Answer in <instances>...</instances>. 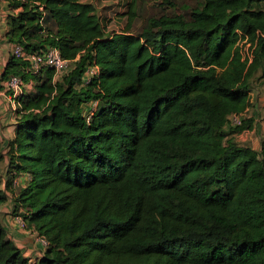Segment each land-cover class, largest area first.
<instances>
[{"label":"trees","instance_id":"1","mask_svg":"<svg viewBox=\"0 0 264 264\" xmlns=\"http://www.w3.org/2000/svg\"><path fill=\"white\" fill-rule=\"evenodd\" d=\"M138 1L109 31L93 0H8L13 47L73 63L60 78L13 51L6 64L25 88L0 148V264H264V139H238L264 0H195L136 29ZM9 199L48 242L36 258L3 223Z\"/></svg>","mask_w":264,"mask_h":264},{"label":"crops","instance_id":"2","mask_svg":"<svg viewBox=\"0 0 264 264\" xmlns=\"http://www.w3.org/2000/svg\"><path fill=\"white\" fill-rule=\"evenodd\" d=\"M11 12L8 0H0V148L3 152L6 151L9 142L15 137L17 122L13 109L14 100L11 97V92H8L6 89V80L3 77L6 64L13 51V44L6 36L8 15ZM250 88L251 92L249 96L251 102L245 113V117L252 118L254 124L251 129L242 132V136L240 137L239 135L238 139L242 140L243 143L258 148L261 140L264 139V76L256 80L255 84H251ZM242 137H244V140ZM4 162L6 164L7 158ZM23 180H29V175L25 174ZM1 187H5V183ZM11 209L12 202L9 199L1 208V217L4 220V225L17 245L22 247L20 245L22 243L24 249H28L31 257L36 258L41 254V245L37 244L33 235L21 232V228L11 215Z\"/></svg>","mask_w":264,"mask_h":264},{"label":"rangeland","instance_id":"3","mask_svg":"<svg viewBox=\"0 0 264 264\" xmlns=\"http://www.w3.org/2000/svg\"><path fill=\"white\" fill-rule=\"evenodd\" d=\"M93 1L98 6L101 20L107 30L120 31L125 27L126 18L121 14L127 10V6L130 0H93ZM194 4H195V0H141V1H138L136 4L137 18L134 23L135 28L136 29L141 28L146 23V21L152 16H157L165 12H174V11L181 12L186 7L194 5ZM247 51L249 52L250 49L248 48ZM260 72H261V69H259V71L256 72V74L250 79V82H251L250 84H255L256 80L261 78ZM258 75L260 76L258 77ZM239 135L240 137L242 136L241 133L238 134V136ZM242 139L244 140V137H242ZM5 168H6L5 162L4 161L0 162V183L1 185L4 184L6 181ZM11 215L15 217L14 214L11 213ZM15 222L17 223L16 219H15ZM21 232L27 233L24 229H21ZM20 245L23 247L22 243H20Z\"/></svg>","mask_w":264,"mask_h":264},{"label":"built area","instance_id":"4","mask_svg":"<svg viewBox=\"0 0 264 264\" xmlns=\"http://www.w3.org/2000/svg\"><path fill=\"white\" fill-rule=\"evenodd\" d=\"M261 35H264V32H259ZM250 46V47H249ZM248 48L250 51L248 52ZM246 54L249 55L250 58H252L253 53L251 50V43L247 42L245 46ZM13 53L16 56L25 57L28 56L29 60L32 63V67L35 71H38L42 66H49L55 69L56 76L61 77L64 73L69 71L72 68L73 60L64 58L60 52V49L57 47L49 48L45 52L41 53H32V54H26L25 50L22 46L16 45L13 47ZM96 72V68H89L86 72V77H90ZM6 89L8 92H11V97L13 98V109L15 110L17 107V96L22 94L24 87L23 80L20 76L12 75L6 80ZM29 86V85H28ZM251 92V91H250ZM244 119V114H232L230 117V124L233 126L240 125ZM15 183H17V179H15ZM17 221L18 226L21 229L25 230V223L24 220L21 217L15 218ZM26 231V230H25ZM27 233L33 235L38 245H41L42 247H46L48 242L44 237L38 236L36 234H32L29 231H26ZM23 249V252L26 256L31 257L28 249H24V247H21ZM32 258V257H31ZM33 259V258H32Z\"/></svg>","mask_w":264,"mask_h":264}]
</instances>
